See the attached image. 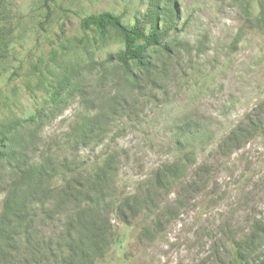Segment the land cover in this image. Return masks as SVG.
I'll return each instance as SVG.
<instances>
[{"label":"rangeland","instance_id":"obj_1","mask_svg":"<svg viewBox=\"0 0 264 264\" xmlns=\"http://www.w3.org/2000/svg\"><path fill=\"white\" fill-rule=\"evenodd\" d=\"M174 6L169 49L147 50L149 72L111 59L124 47L115 31L81 25L110 12L149 30L156 11L163 29ZM1 136L19 158L0 162V223L25 197L39 238L55 245L81 213L62 192L71 188L82 207L106 198L96 235L113 242L96 264H238L233 241L264 228V0H0ZM109 160L90 200L86 179ZM47 164L53 179L24 195ZM173 164L175 181L155 188L156 171ZM133 196L154 207L125 224L119 205ZM249 249L250 264H264L263 231Z\"/></svg>","mask_w":264,"mask_h":264},{"label":"trees","instance_id":"obj_2","mask_svg":"<svg viewBox=\"0 0 264 264\" xmlns=\"http://www.w3.org/2000/svg\"><path fill=\"white\" fill-rule=\"evenodd\" d=\"M169 19H164V28L159 25L160 13L153 11L149 14L148 23L151 25L149 30L142 22H137L134 26L128 27L123 24L121 18L110 12H103L100 14H91L83 17L81 25L85 29L93 28L101 36H104L109 30L115 31L119 34L123 40V50L114 56L111 55V59H115L118 64L126 71L131 72L133 67H136L140 71L149 72L151 63L148 60L147 50L151 47L160 46L164 50H168L169 46L164 42L169 30H172L174 24V18H178L176 6L169 8ZM69 81H65L64 84L68 85ZM42 114L41 110L34 113L29 118L31 120H37ZM252 129L257 131L256 125H251ZM242 126L234 129L232 136L235 135L237 141H242L246 136L245 132L241 131ZM6 136V135H5ZM230 137V138H231ZM7 140L0 137V162L7 163L18 159V153L15 151H8ZM222 148L225 145H220ZM235 148V146H234ZM21 155V153H19ZM28 163H26L27 165ZM48 165V164H47ZM43 165L35 176V183L27 188V197L34 194V189L40 187L43 179L51 181L52 174H56V169ZM28 166V165H27ZM33 167V166H32ZM31 169V165L29 167ZM178 165H170L163 170L156 171L154 174L155 188L165 189L177 178ZM112 169V162L110 160L103 167L101 174L96 175L93 180L92 177L86 179V195L92 200L90 195L99 193L102 188V182L105 181L104 170ZM104 176V177H103ZM174 180V181H173ZM81 190V189H80ZM62 192L70 200L78 203L81 213L78 214V218L74 221L75 216L71 219L67 217L68 223L64 226L63 230L56 235L53 239L55 245L52 242L45 241L39 238L36 228V219L34 217L33 205L31 206L25 197H16L10 201L8 213L0 223V264H96L99 260L106 258L109 248L113 242V234H108V237L104 240H100L98 234L101 232L102 226L99 225V219H101V213L97 208L105 202L106 198H101L98 195L97 200L94 199L87 203V207H82L81 201L76 198L75 190L68 188ZM66 192V193H65ZM81 195L82 193L79 192ZM101 194V193H100ZM82 196V195H81ZM32 203V202H31ZM40 206H45L47 203L40 201ZM50 206V205H48ZM126 214L120 208L119 217L125 224H130L134 218L145 215L148 211L152 212L154 205H149L147 198L141 196H133L123 201L120 205ZM51 207V206H50ZM49 207V208H50ZM93 214H92V213ZM90 214V222L84 218L85 214ZM131 218H130V216ZM46 220H52L53 215L49 214L45 217ZM91 224V225H89ZM261 225H264L261 223ZM88 229L94 234V237L83 236V231ZM112 230V227L110 228ZM103 231V230H102ZM264 228H260L258 225L255 227L253 233L249 234V237L245 239H239L238 242L233 241L232 249L234 258L238 264H250L251 260L248 255L252 252L248 251L252 244L256 240V233L261 235ZM148 234V229H146ZM116 234L114 237H117ZM118 247L123 248L125 241L124 236L118 239ZM250 246V247H249ZM252 255V254H251Z\"/></svg>","mask_w":264,"mask_h":264}]
</instances>
